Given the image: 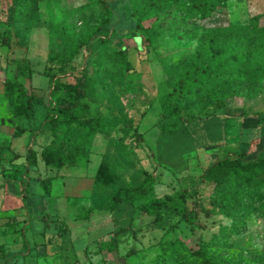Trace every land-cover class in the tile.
<instances>
[{
	"label": "rangeland",
	"instance_id": "374dc122",
	"mask_svg": "<svg viewBox=\"0 0 264 264\" xmlns=\"http://www.w3.org/2000/svg\"><path fill=\"white\" fill-rule=\"evenodd\" d=\"M128 1L106 0L104 8L101 0H0V36L10 30V47L0 52V243H8L7 264H69V260L87 264L85 244L107 240L111 231L120 228L126 231L118 251L104 256L107 264H189L188 248H203L226 264H264L263 202L235 203L228 207L229 217L206 219L200 214L203 229H191L165 216L152 222L136 216L127 205H114L118 193L151 176L155 195L174 189L196 191L191 201L221 212L217 191L223 178L214 175L199 181L213 160L204 154L223 151L227 118L242 119L244 127L256 125V117L264 113V80L253 88L225 89L235 93L225 99L223 110L201 118L193 107L179 116L172 114L163 97L170 91L177 66L196 52L208 32L226 30L231 23L258 15L264 26V0H223L218 4L222 9L204 21L180 20L177 5L147 9L139 32L126 14ZM134 1L145 10L152 2L189 0ZM10 9L17 19L13 23L6 22ZM109 16L110 28L90 39L75 57V68L61 79L75 83L73 76L86 67L80 100L86 108L55 110L63 93L61 88L53 92V82L41 75L47 55L72 48L64 33L84 37ZM121 45L126 53L123 60L116 56ZM22 58L35 72L31 85L42 105L35 104L31 119L6 121L16 95L5 88L14 68L7 62ZM211 112L209 108L206 114ZM181 118L187 123L180 125ZM166 123L179 127L167 136L159 127ZM48 124L50 129L44 130ZM16 127L24 130L19 138L12 136ZM259 143L264 149V139L251 141V158ZM197 154L206 159L201 166L195 163ZM12 173L29 181V195L23 200L18 183L10 179ZM7 210H14L15 216L6 215ZM45 214L50 216L46 224L41 220ZM58 227L68 235L47 251L44 242L54 241ZM14 228L21 229L10 234ZM9 240L26 241L30 254L16 252L20 246ZM60 246L65 252L60 253ZM52 247L58 248L54 257L48 255ZM131 249L135 252L127 255ZM4 262L0 259V264Z\"/></svg>",
	"mask_w": 264,
	"mask_h": 264
},
{
	"label": "trees",
	"instance_id": "16d2710c",
	"mask_svg": "<svg viewBox=\"0 0 264 264\" xmlns=\"http://www.w3.org/2000/svg\"><path fill=\"white\" fill-rule=\"evenodd\" d=\"M101 1L104 8H107L106 0ZM224 1L189 0L183 4H176L172 1L152 2L145 10H141L137 2L129 0L126 6V14H130L133 18V27L139 32L141 21L144 19L147 9L159 10L163 8L168 10L177 5V8L180 9V20L197 21L198 19V21H204L218 9H222L218 7V4H224ZM261 17V15L252 16L247 18L244 23H231V26L226 30L208 32L200 40L196 52L177 66V75L170 86V91L163 97L164 106L177 116L180 115L182 110L193 107L201 118L217 114L223 110L225 99L235 93L229 94L225 92V89L237 88L240 90L245 87L259 86L264 80V26L260 25ZM15 18L13 11L10 9V12L7 13L6 22L13 23L17 20ZM111 25L112 21H110L109 16L101 20L97 26L92 27L84 37L78 33L71 36H66L64 33L63 38L72 42V48L61 54L53 52L47 55L41 75L53 82V92L61 88L63 93L60 102L54 107L55 110L70 111L86 108L80 102L83 96V83L88 77L86 67H82L78 71V75L73 76L75 83L65 84L61 82V79L69 75L70 70L75 68V57L80 54L82 48L88 44L90 39L105 33ZM133 36L136 37L137 34ZM9 47L10 30L5 29L0 36V52L2 53V50L9 49ZM125 54V47L121 45L116 56L123 60L126 57ZM7 63H12L14 68L11 80L4 82L6 83L5 88L7 91L13 89L16 95L14 106L9 110L11 118H7L6 121L22 118L31 119L35 104L42 105V101L34 95L31 85V78L35 72L26 58L10 60ZM209 108L212 109V112L206 114ZM52 121L48 120V123L50 124ZM180 123H182L180 125H183L187 122L181 118ZM257 123L263 125L259 132L263 137L264 113L257 116ZM49 124L45 126L44 130L48 131L50 129ZM178 125L166 123L159 125V127L161 132H168L166 135L170 136L178 129ZM23 132L22 128L16 127L12 136L13 138H19ZM249 143L248 138L242 136L237 150L233 154L211 162L203 171L202 178L199 180H207L214 175H220L223 178V182L219 185L217 191V199L220 205H223L219 208L221 212L215 209H206L201 206L199 201H191V198L196 195V191L188 192L187 190L174 189L162 196L155 195L153 191L154 182L151 176H146L139 186L118 193L114 198V205L116 207L119 204L127 205L132 208V212L136 216L144 215L150 218L152 222L165 216L177 218L180 224L191 229H203L204 224L200 222V214L206 219L219 214L229 217L230 210H228V207L235 203L243 205V202L254 200L264 203V150L259 151L251 158L248 154ZM29 154L28 152L26 157H29ZM99 173L100 177L103 176L101 170H99ZM10 179L18 183L22 200L27 194L29 195L27 192L29 181L18 178L14 173L11 174ZM41 220L46 224L50 221V216L45 214L41 216ZM125 229L120 228L111 231L107 240L94 241L91 246L86 244L83 248V255L86 260L92 264L90 261L91 256H98L100 258L97 263L106 264L107 260L104 256L118 251L120 237L125 233ZM56 235L57 241L64 235L67 236L68 232L58 227ZM176 242L180 243L179 240ZM176 242H171L170 245ZM188 250L189 256L192 257L189 264H226L220 259L210 256L203 248L194 250L188 248ZM133 252L135 250L131 249L127 255L133 254ZM6 255L0 245V259H4Z\"/></svg>",
	"mask_w": 264,
	"mask_h": 264
},
{
	"label": "crops",
	"instance_id": "0c3cea01",
	"mask_svg": "<svg viewBox=\"0 0 264 264\" xmlns=\"http://www.w3.org/2000/svg\"><path fill=\"white\" fill-rule=\"evenodd\" d=\"M241 123H243V121H242V119H234V118H227L226 119V124L228 125V126H226V136H227V142L223 145V151L221 152V154H217V155H214V154H210V155H207L206 153L204 154L205 155V157L207 158V157H211L213 160H212V162L214 161V160H216V159H221V158H223V157H225V156H227V155H230V154H233L236 150H237V147H238V144H239V141H240V139L242 138V136L243 137H247L248 138V140H249V144H250V147H249V149H248V154L250 155L249 157H251V155H252V153H251V141L252 140H254L255 138H257V139H264V136L263 137H261V135L259 134V132H260V129H261V127L263 126V125H260V124H258L257 123V117H256V125L255 126H250V127H244V126H242L241 125ZM259 134V135H258ZM258 137H260V138H258ZM209 148H206L205 149V151L207 152V150H208ZM256 152H254L255 154H254V156L259 152V151H262V150H264V149H262L261 147H260V143L256 146ZM198 157H199V159H198ZM205 157L203 156V157H200V155L199 154H197V156H196V158H195V163L197 164V165H202L203 163H205V161H206V159H205ZM209 162V161H208ZM207 163V162H206ZM4 201V200H3ZM15 211L14 210H7L6 212H5V214L6 215H8L9 217H14L15 216ZM23 226H25V225H23ZM21 229V228H20ZM20 229H17V228H14V229H11L10 230V234L15 230V231H18V230H20ZM42 233H45V232H42ZM56 237H57V235L55 234V237H54V241L52 242V243H50L49 241H47L48 239H46V241L44 242L45 244H44V248H46L47 249V247H49V246H53L54 244H55V242H56ZM11 243V245H13V246H20V250H18L17 249V251L16 252H22V255L24 254V255H26V254H30V251H29V245H28V243L25 241V242H23V241H13V240H9ZM8 244V243H7ZM7 244H6V242L5 243H0V245L2 246V248H3V251L4 252H6V257L4 258V259H2V260H4L5 262H4V264H7L8 263V258H9V256H10V251H6L5 250V246H7ZM39 245V244H38ZM86 245V244H85ZM36 246V245H35ZM36 248V247H35ZM56 249H58V248H54V247H52V252L50 253V254H48L49 256H52V257H54V256H56ZM36 250V249H35ZM47 251H48V249H47ZM51 251V250H50ZM59 251H60V253L63 251V246H60L59 247ZM58 252V251H57ZM63 252H65V251H63ZM59 254V253H58ZM57 254V255H58ZM99 258L100 257H98V256H93V257H91V259H90V261H91V263L92 264H98L97 263V261L99 260ZM86 262H87V264H90L89 263V261H87L86 260ZM73 262L72 261H70L69 260V264H72ZM107 264V263H106Z\"/></svg>",
	"mask_w": 264,
	"mask_h": 264
}]
</instances>
